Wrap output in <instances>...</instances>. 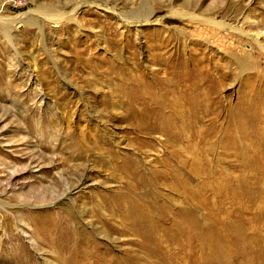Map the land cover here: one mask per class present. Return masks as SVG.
<instances>
[{"label": "rangeland", "instance_id": "rangeland-1", "mask_svg": "<svg viewBox=\"0 0 264 264\" xmlns=\"http://www.w3.org/2000/svg\"><path fill=\"white\" fill-rule=\"evenodd\" d=\"M101 1L110 10L96 7L97 0H0V11L5 7V16L14 21L0 24V264H54V250L43 240L38 241L43 243V252L33 244L30 228L42 227L49 232L47 241L53 242L58 223L72 222L71 228L87 230L82 222L103 223L110 204L123 190L122 175L128 163L121 155L135 153L145 159L144 167L152 164L164 174L167 163L161 160L165 144L159 141L160 132L145 135L142 130L138 136L135 122L126 116L125 97L133 83L128 79L132 47L144 75L148 68L159 66L160 75L164 71V58L156 64L152 55L155 47L161 53L177 51L186 68L189 58L196 57H202L206 69L217 64L214 95L223 109L219 123L225 125L229 112L247 103L258 117L254 136L259 138L264 130V0ZM76 2L82 5L74 21L45 16L52 17L58 10L69 12ZM170 4L231 24L237 28L235 36L224 38L203 26L199 30L194 22L171 16ZM147 6L153 11L150 21L141 23ZM119 14L126 15L128 28L118 24ZM29 17L34 19L27 22ZM134 20L141 24L134 25ZM5 25L12 27L10 40ZM248 32H260L258 40ZM152 63L156 67L149 66ZM150 76L149 84L138 90L139 98L149 96L145 89H156ZM224 139L226 146H235L233 138ZM213 154L218 158L213 163L219 167L231 163ZM219 172L194 173L200 179L194 182L188 235L182 227L186 224L176 221L178 208L174 219L165 216L159 221V264H242L238 209L230 206L228 198L235 194L227 189L230 176ZM82 173L84 184L67 189L73 208L67 201L62 206L40 207L62 191L60 179L75 185ZM164 183L159 184V192L180 207V194ZM68 212L73 218L62 216ZM187 243L189 250L183 251L179 245ZM128 245L120 244L114 252ZM263 257L256 258L257 264H264Z\"/></svg>", "mask_w": 264, "mask_h": 264}, {"label": "bare ground", "instance_id": "bare-ground-1", "mask_svg": "<svg viewBox=\"0 0 264 264\" xmlns=\"http://www.w3.org/2000/svg\"><path fill=\"white\" fill-rule=\"evenodd\" d=\"M97 1L100 2H94L96 7L105 11L110 10L105 2ZM81 5L82 3L76 2L69 12L58 10L52 17L46 14L45 16L53 21L66 19L74 21L73 16ZM170 6L171 16L184 17L188 21L194 22L200 28L199 30H201L200 26H203V29L215 34L219 33L224 38L229 35L235 36L232 34L237 28L231 24L215 20L211 16L195 14L184 6H180V8H174L171 4ZM147 7V15L141 20V23L150 21L148 18L153 11L152 7ZM4 11L5 7L0 11V24L14 23L13 19L5 16ZM119 15L118 24H123L128 28L130 23L126 15ZM33 19V17H29L27 22ZM24 22H26V18ZM133 22L134 25L141 24L139 20ZM4 28H6V35L10 40L9 30L12 27L8 28L5 25ZM241 32L243 33V31ZM245 34L255 41L260 36V32H256L254 35L249 32ZM203 39L207 40L208 38ZM128 45L132 47L131 42H128ZM159 48L155 47L152 55L155 57L156 64H159L164 58L162 75H160L161 68L156 67L153 63L149 66L156 68L153 70L146 68V75H144L140 69L141 64L136 61V49L132 47L131 53L134 60L128 79L135 84L129 82L132 88L127 91L129 93L125 99L128 103L126 116L135 122L138 136L142 130H146L145 135H150L151 132H160L161 139L159 138V141L161 140L165 144L161 160H165L164 162L167 163L164 174L159 173V169L157 168V170L152 164L144 167L145 159L141 156H134L135 153L128 156L123 154L121 158L125 163H128L122 175L123 190L110 204L109 217H106L103 223L92 220L82 222L81 219H78L83 225L88 226V230L81 227L73 229L71 228L74 224L72 222L58 223L54 228L52 237L55 241L53 242L47 241L49 232H45L42 227L30 228L33 244L40 247L43 252L45 250L43 243L40 245L38 243L43 240L54 250V264H159V221L165 216L173 218L174 211L178 208L180 218L176 221L186 224V226H182L185 236L190 233L189 225L193 215V204L190 203L194 201V199L191 201L194 182H199L200 179L194 177V173L205 174L206 171L217 173L223 171L224 175L230 176L226 184L227 189L236 195L228 198H230V206L235 205L234 209H238L237 242L240 244L238 249L242 251L240 256L242 264H257L256 258L264 256V130L259 138L254 136L257 129L255 126L256 120H258L257 115L250 111L249 104L242 103L240 108H234L229 112L225 125H221L219 116L223 109L214 95L216 74H219L218 65L214 64L206 69L202 66L204 64L201 65L202 57H196L189 58L190 65L189 68H186L177 51L165 50L164 53H161ZM165 53L168 54L164 56ZM151 57L150 55L149 59ZM239 61L237 60L238 64H240ZM148 73L151 74L149 78L153 79L152 82H155L157 87L153 91L145 89L149 96L139 98L140 96L136 95L138 90L144 83L149 84L147 83ZM242 112L245 114L241 115ZM225 137L233 138L235 146L232 144L226 146L222 143V139ZM143 144L147 145V143ZM83 150H86L84 146ZM212 151L223 156L220 161L227 159L231 163L221 167L214 164L218 158ZM241 151L243 152L241 153ZM233 174L239 176L233 180ZM247 177L251 179L247 180ZM84 179L83 173L78 177L75 185L69 182L64 183V180L60 179L59 182L63 186L62 191L60 190L61 192L56 194L53 200L40 207L56 206L54 205L56 203L58 206H62L67 201L73 208V202L67 200V195L71 192L67 189L80 187L84 184ZM162 181L165 182L168 189L180 194L183 203L180 207L176 206V202L168 197L169 195L159 192V184ZM163 202L168 205H164ZM238 205L239 207H237ZM163 208L167 211L162 212ZM72 215L69 212L67 215L62 214L69 219L73 218ZM177 230H173L175 231L174 235H178ZM22 231L25 230L22 229ZM97 236L100 240L95 239ZM177 238L171 237V240L178 241ZM209 240L211 239L209 238ZM125 243L129 245L122 250L119 249L120 254L114 252L116 247ZM189 245L190 243L179 246H183L181 249L184 251L185 249L189 250ZM186 263L190 262L186 261Z\"/></svg>", "mask_w": 264, "mask_h": 264}]
</instances>
